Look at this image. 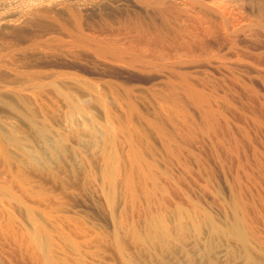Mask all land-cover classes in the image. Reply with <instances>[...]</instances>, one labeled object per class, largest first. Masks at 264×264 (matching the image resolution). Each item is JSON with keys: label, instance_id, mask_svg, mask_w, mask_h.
I'll return each mask as SVG.
<instances>
[{"label": "rangeland", "instance_id": "1", "mask_svg": "<svg viewBox=\"0 0 264 264\" xmlns=\"http://www.w3.org/2000/svg\"><path fill=\"white\" fill-rule=\"evenodd\" d=\"M106 1L0 0V264H264V0Z\"/></svg>", "mask_w": 264, "mask_h": 264}, {"label": "bare ground", "instance_id": "2", "mask_svg": "<svg viewBox=\"0 0 264 264\" xmlns=\"http://www.w3.org/2000/svg\"><path fill=\"white\" fill-rule=\"evenodd\" d=\"M58 1H60V0H52V3H53V5H54V3H57ZM106 1V0H105ZM37 2H39L40 3V1H37ZM34 3V4H32V5H34V7H36V5H38L39 3ZM91 2V1H90ZM96 2V1H95ZM107 2V1H106ZM97 3V2H96ZM104 3V2H103ZM108 3V2H107ZM90 4V3H89ZM95 4V3H94ZM41 5V4H40ZM77 5H78V7L79 8H82V9H86L87 8V3H86V5L85 4H83V3H77ZM91 5V4H90ZM93 5V4H92ZM96 5V4H95ZM100 5V4H99ZM99 5L97 6V7H99ZM31 7H33V6H31ZM89 7V6H88ZM94 7V6H93ZM29 8V7H28ZM29 10H30V8H29ZM31 10H32V8H31ZM30 10V11H31ZM17 11H19V9L17 10ZM25 11V10H24ZM25 13V12H24ZM16 15H18V16H20V17H22V15H23V12L22 11H20V12H16ZM1 16H3V15H1ZM18 16H17V18H18ZM7 18V17H6ZM10 23H9V21H7V19H5V18H1L0 19V27L1 26H7V25H9ZM3 29V28H2ZM84 36V35H83ZM87 37V36H86ZM85 37V38H86ZM83 38V37H82ZM84 41V40H83ZM82 41V42H83ZM11 51V50H10ZM21 51V50H20ZM8 59V58H7ZM11 60V59H10ZM1 64V63H0ZM3 64V63H2ZM7 64V63H6ZM14 66H16V65H14ZM1 67V66H0ZM5 67V66H4ZM15 68V67H14ZM22 69V68H21ZM10 71V70H9ZM22 71V70H21ZM20 71V72H21ZM17 72V71H16ZM22 73V72H21ZM19 74V73H18ZM26 74V73H25ZM24 74V75H25ZM17 75V74H16ZM23 75V74H22ZM18 76V75H17Z\"/></svg>", "mask_w": 264, "mask_h": 264}]
</instances>
